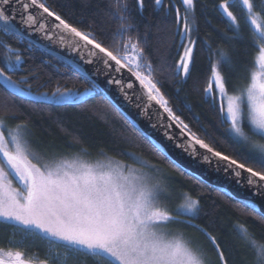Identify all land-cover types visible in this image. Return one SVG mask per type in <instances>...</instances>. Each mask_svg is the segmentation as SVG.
<instances>
[{
    "label": "snow or ice",
    "instance_id": "1",
    "mask_svg": "<svg viewBox=\"0 0 264 264\" xmlns=\"http://www.w3.org/2000/svg\"><path fill=\"white\" fill-rule=\"evenodd\" d=\"M152 2L158 21L148 28L163 33L156 38L154 53L146 51L148 35L133 21L129 0H110L109 15L119 26L109 44L98 39L93 29L81 30L70 23L47 0H0V224L38 236L54 250L49 258L34 260L22 250L0 247V264H66L77 255L90 257L95 264H212L202 246L172 231L171 226L179 223L200 231L219 264H228L217 237L193 223L204 212L200 198L171 189L161 177L159 163L127 151L123 154L131 163L107 155L94 162L79 155L49 160L33 150L27 121L9 123L20 115L17 101L32 97L33 82L39 80L35 70L13 78L23 71L25 60L21 49L9 41L27 40L31 49L37 43L31 39L36 34L75 55L62 65L72 83H58L51 93L38 92L35 101L78 108L101 101V107L120 117L125 125L121 134L130 143L143 142L171 167L191 175L169 156V151L179 150L205 172L221 174L249 189L251 195L236 204L264 224V200L256 199L264 198V143H260L264 141V5L258 8L255 0H220L218 5L234 37L241 33L232 9L241 6L258 52L249 82L230 92L222 69L231 59L222 49H213L207 39L201 41L199 0ZM135 3L142 12L145 0ZM198 43H203L211 61L203 95L218 113L213 130L184 103L199 126L193 130L162 90L171 84L179 94L192 79ZM113 87L163 141L129 118L109 95ZM220 129L223 132L218 135ZM223 142L244 148L247 155L227 151ZM81 152L86 155L87 149ZM13 179L22 187H14ZM193 179L205 183L201 176ZM174 197L182 202L171 208ZM234 228L251 253L250 264H264V233L258 236L241 222Z\"/></svg>",
    "mask_w": 264,
    "mask_h": 264
},
{
    "label": "trees",
    "instance_id": "2",
    "mask_svg": "<svg viewBox=\"0 0 264 264\" xmlns=\"http://www.w3.org/2000/svg\"><path fill=\"white\" fill-rule=\"evenodd\" d=\"M47 2L54 11L59 12L70 23L80 27L81 30L91 28L96 32L98 39L105 44L111 43L113 33L119 25L109 15L110 0H47ZM255 2L258 8L264 5V0H255ZM219 3L220 0H199L196 15L199 19L201 41L207 39L213 49H222L231 59V63L222 69L231 92L234 87L243 86L249 82L250 72L254 70V60L258 52L251 43L250 25L246 22L242 9L237 7L232 9L240 22L241 33L239 37H234L223 13L218 10ZM129 7L132 19L139 26L141 33L148 35L149 43L146 51L154 53L156 38L163 33H158L155 28L151 30L148 28L149 24H155L158 21L152 0H145V8L142 12L138 10L135 0H129ZM9 43L21 49L25 60L23 71L13 78L18 79L33 70L39 75V80L33 82V93L37 94L41 91L51 93L58 83H72L67 80L68 73L62 67L66 63L39 47L33 46L29 49L27 40L22 42L11 40ZM2 54L3 50H0V55ZM210 66L211 61L203 43H198L192 79L183 86L179 94L175 92L171 84H165L162 89L169 95L173 106L179 109L178 114L182 112L183 118L193 126L195 131L199 130V126L192 120V114L185 110L184 103L191 105L193 113L200 117L202 123L209 125V130H213L218 123L215 106L205 103L203 95ZM43 85L47 87H42ZM17 104L20 115L9 123L14 125L27 121L31 129L32 146L55 158L73 156L82 153L81 149H87V154L94 159L107 155L131 163L128 156L123 154L127 151L142 155L144 159L152 163H159L171 179L169 181L171 189L200 198L204 212L193 223L207 227L208 231L217 237L221 242L222 250L225 251L228 264H250L251 253L236 235L234 225L237 222L245 223L259 236L264 233V224L242 211L232 196L230 199L229 194L220 192L206 183L201 184L193 179V175L171 167L164 157L159 156L143 142L134 140L130 143L129 139L121 134L125 125L120 117L110 109L101 107V101H94L84 108L53 106L50 103H38L29 98L23 102L17 101ZM106 111L109 113L107 116L104 115ZM245 127L247 130V124ZM222 132L223 129H220L217 134ZM256 139L259 140L258 137ZM221 146L227 151L247 155L246 150L239 146L234 148L227 142H223ZM14 232L16 231L11 227L0 224V247L6 248L12 240H25L23 237L16 236ZM196 233L201 240L199 242L205 247L206 252H209L208 257L212 264H219L217 254L210 242L197 229ZM33 240H36L37 245H42V241H39L41 238L38 236ZM29 251L41 255L40 247L31 248ZM78 259L79 263L76 264H95L90 257L83 256Z\"/></svg>",
    "mask_w": 264,
    "mask_h": 264
},
{
    "label": "water",
    "instance_id": "3",
    "mask_svg": "<svg viewBox=\"0 0 264 264\" xmlns=\"http://www.w3.org/2000/svg\"><path fill=\"white\" fill-rule=\"evenodd\" d=\"M31 39L37 42L35 45L36 47H39L40 49L53 55L66 64L72 62L74 59L75 54L70 53L66 48L59 45L58 43H55L54 41L43 40L42 38H40L39 34L32 36ZM85 67L88 68L89 66ZM101 87L106 86L101 82ZM108 91L111 98L120 105V107L127 113L130 119L136 120L138 125L146 132L153 135L155 139L163 141V137L158 132L149 127V122L138 115V109L131 108L123 102L122 98L118 95L114 87L109 89ZM169 156L172 157V159L176 160V162L182 168L188 169L191 175L201 176V179L204 180L207 185L215 188L220 192L229 194L236 201L251 195L249 189L237 186L234 182H231L228 178H224L221 174H217L214 172H205L203 166H197L191 163L189 158L181 156L179 154V150L169 151ZM256 199L258 201L264 200V198L260 197H256Z\"/></svg>",
    "mask_w": 264,
    "mask_h": 264
},
{
    "label": "rangeland",
    "instance_id": "4",
    "mask_svg": "<svg viewBox=\"0 0 264 264\" xmlns=\"http://www.w3.org/2000/svg\"><path fill=\"white\" fill-rule=\"evenodd\" d=\"M238 9L241 8V6H237ZM242 9V8H241ZM36 95V93H33V96L32 97H27L29 99H33V97ZM30 142L32 143V135L30 136ZM260 143H264V141H260ZM32 146V144H31ZM33 150L38 152L39 154H41V156L43 157H46L47 159L51 160L55 157H53V155H50L48 153H45L43 151H39L37 149H35L33 146H32ZM79 155L82 159H85V160H88L89 162H94L96 161L97 159H94L92 157H90L88 154H84V153H79V154H76V155H73V156H63V157H58V158H55V159H61V158H68V159H71L75 156ZM99 160H103V158H98ZM152 163V162H151ZM163 169V168H162ZM161 177L164 181V183H166L170 188V182L171 179L168 175V173L163 169V172L161 173ZM13 186L14 187H22L18 181H16L15 179H13ZM179 193V192H177ZM182 201H180L178 198H173L171 203H170V207L171 208H175L178 206L179 203H181ZM172 227V231L174 232H178V233H181L183 234L184 237L188 238V239H191L192 241H194L196 244L202 246L201 241L198 237H197V233H196V229L192 228L191 226H188V224L186 223H179V224H174L171 226ZM16 236H20V237H23L25 240H12L10 241L9 245L5 248V249H12V250H22L25 252L26 255L28 256H31L34 260L36 259H45V258H49L52 251H54L53 249L50 248L48 242H45L44 239L42 240H39V241H42V245L39 246L37 245V243L35 242L36 240H33V238H36L37 236H32V235H27L23 232H14ZM14 235V236H15ZM38 239V238H37ZM29 241V242H28ZM29 243V245L27 246L26 243ZM28 247V248H27ZM34 247H40V250H41V255L39 254H35V253H32L29 251V249L31 248H34ZM204 249L205 247L202 246ZM32 251V250H31ZM62 251V250H60ZM206 251V250H205ZM209 253V252H207ZM209 255V254H208ZM78 258H83V256H71L68 258L66 264H76V263H79V259ZM86 258V257H85Z\"/></svg>",
    "mask_w": 264,
    "mask_h": 264
},
{
    "label": "flooded vegetation",
    "instance_id": "5",
    "mask_svg": "<svg viewBox=\"0 0 264 264\" xmlns=\"http://www.w3.org/2000/svg\"><path fill=\"white\" fill-rule=\"evenodd\" d=\"M46 241V240H45ZM91 260H92V258H91ZM92 261H94V260H92Z\"/></svg>",
    "mask_w": 264,
    "mask_h": 264
}]
</instances>
